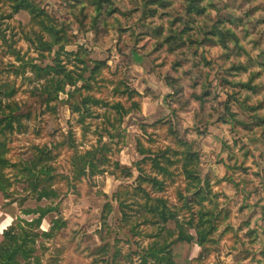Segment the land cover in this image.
I'll return each instance as SVG.
<instances>
[{
    "label": "rangeland",
    "instance_id": "374dc122",
    "mask_svg": "<svg viewBox=\"0 0 264 264\" xmlns=\"http://www.w3.org/2000/svg\"><path fill=\"white\" fill-rule=\"evenodd\" d=\"M29 1L63 26L69 39L66 51H81L90 67L96 61L105 66L92 87L70 99L61 93L48 107L40 89L44 79H37L29 64L24 65L22 76L21 65L30 59L38 65L52 63L59 46L51 53L44 50L46 56H41L31 40L41 29L38 19L23 9L13 13L11 4L0 0V84L3 90L5 84L15 88L11 96L0 92V99L17 101L22 114L13 131L0 133V142L7 146L8 164L3 172L12 183L11 199L17 201L11 211L31 220L38 215L24 214L23 209L52 207L53 212L43 219L42 231H48L57 218L65 222L51 236L38 238L35 255L22 264H105L110 256L105 245L109 252L114 247L120 250L119 264H141L144 250L155 239L149 235L161 226L146 220L152 215L132 201L140 175L137 162L144 157L137 148L141 144L155 152L184 151L187 146L170 132L171 124L198 155L199 176L207 180L202 184V202L209 208L216 206L217 226L205 249L195 242H174L175 261L264 264V0ZM60 57L68 62L66 53ZM118 83L142 95H134L140 107L113 125L118 115L110 104L121 100L129 107L131 103L116 91ZM70 90L68 86L66 91ZM81 94L109 105L90 104L91 113L85 112L82 119L71 108ZM104 129L114 136L110 138ZM100 135L111 148L105 151L109 161L99 166L97 174L76 178L74 158L96 146ZM46 147L54 169L45 183L42 179L48 175L40 177L39 185L55 195L38 200L21 169ZM115 161L130 167L132 175L116 168ZM142 168L165 181L162 191L155 193L178 211L180 220L191 216L195 223L199 221L197 197L191 193L185 194V200L178 196L187 185L181 163L171 164L167 174L158 173L150 163H143ZM116 195L128 205L123 208L126 218ZM108 202L112 212L105 223ZM7 204L1 193V207ZM165 225L176 228L175 220ZM166 238L171 242L176 236Z\"/></svg>",
    "mask_w": 264,
    "mask_h": 264
},
{
    "label": "trees",
    "instance_id": "16d2710c",
    "mask_svg": "<svg viewBox=\"0 0 264 264\" xmlns=\"http://www.w3.org/2000/svg\"><path fill=\"white\" fill-rule=\"evenodd\" d=\"M6 1L11 4L13 13L19 12L23 9L27 10L34 19H38L41 29L39 32L35 33V39L31 40H34L33 42L37 45L36 48L40 50L41 56H46L44 54V50L51 53L56 45L59 46L55 52V57L53 58L52 63L38 65L30 59L29 61L23 60L21 65V67H23L21 73L22 76H24L25 72L24 65L29 64L35 70V77L37 79H44V83L41 85L40 89L43 91V94H46L43 96V98H45L44 100L46 105L49 107L51 106L50 104L52 101L59 100V95L61 93H67L70 99L81 89L92 87V82L96 80L98 73L101 72L105 63L102 61H96L93 66L90 67L81 51H66L65 44L69 43V39L67 38V32L63 33V26H58L57 23L49 17V15L29 0ZM149 1L153 3L156 0ZM45 33L48 35V38H46ZM1 36L6 42L8 41L5 34L3 35L1 33ZM222 36L224 35L222 34ZM63 52L67 54L68 62L61 59L60 56ZM17 57L21 58V55L18 54ZM68 64H72V68L68 67ZM14 72L16 74L19 73L17 66H15ZM87 72H89L88 75H86ZM80 82H84L82 86H79ZM168 84H170L169 86L172 88L176 89V85H174V83L168 82ZM68 86L72 87V90L67 92L66 90ZM3 87L4 85L0 84V92H5L6 95L14 94V86L5 84L6 91L3 90ZM116 91L120 94L126 95L131 103L129 107H126L121 100L110 104L118 115L117 118L113 117V125L123 119L125 115L129 114L132 109L140 107L139 102L134 99V95H137L138 97H141L142 95L138 90L132 89L127 84L123 83H118ZM180 92L179 89L176 90L177 94ZM80 97V101L71 103V108L74 112H80V118L82 119L85 117V112H88V114L91 113L89 112L90 104L99 105L105 103L104 106L109 105L108 102H104L102 99L94 97L90 94H81ZM0 110V115L2 114V117L0 118V125H3V131L0 133H3L6 129L13 131L15 123L17 122L19 124L20 117L22 116V114L18 113L20 110L19 103L17 101H4L3 99H0ZM172 112H175L174 108H172ZM172 128L173 126L171 124L170 132L175 135L180 142L187 146L184 151L166 148L155 152L143 147L141 144H139L137 148L138 152L144 155V157L137 162V165L140 168V175L136 179V186L132 192L134 197L132 201L135 202V206H137L139 210L144 209L152 215V219L146 220H150L152 223H158L161 226L159 232L149 235L155 239L149 243L144 250V254L141 257V264H179L175 261L173 250L171 248L174 242H195L201 248L205 249L206 244L213 238L211 235H213L217 230L215 223L216 206L209 208L207 204L202 202L204 198L203 195L201 196V194H203L202 184L207 180L204 181L199 176L197 167L199 161L198 155L195 151H193L192 144L180 139L178 131L172 130ZM104 131H106L110 138L114 136L113 131L109 129H104ZM102 137L103 136L100 135L96 146L74 158L73 170L76 178L97 174L100 172L99 166L109 161L108 154L105 151H110L111 148L103 142ZM6 151V144L0 142V192L3 197L8 200L9 204H12L17 203L15 199H11V194L9 193L12 183L3 172V167L8 164L7 158L5 157ZM171 154H173L174 158ZM178 156L180 159H177ZM49 160H51L50 150L47 147L45 149L40 148L39 153L36 155L33 154L30 159L25 161L21 169L24 176L28 179L32 189L36 191L38 200L48 199L51 195H55V192L49 191L47 187L41 188L39 185L40 177L43 174L48 175L42 179L44 183L51 178L50 174L54 168L48 163ZM175 162L181 163L183 173L187 179V185L184 189L185 192L180 191L178 196L185 200V194L191 193L196 196L200 202L201 206L197 212L199 221L197 223H195L193 217L191 216L188 219L180 220V214L178 211H174V209L169 208L167 200L161 195L155 193V191H162L165 181L163 182L159 180L156 175L149 174L142 168L143 163H150L152 169L157 170L158 173L167 174L170 172L169 166ZM114 166L119 168L122 172H127L128 176L132 175L130 167H124L118 161L114 162ZM146 183L150 184L154 188H146L144 185ZM191 185L196 189H192L190 187ZM116 197L118 199L123 218H126L127 213L126 211H123V208L128 205L124 202V200L119 199L118 195H116ZM137 197H139V199H137ZM19 206L23 207V203H19ZM184 206H188V208L191 209V205L187 202L184 203ZM53 210L54 209L52 207L23 209L22 212H24V214H37L38 216L31 220L18 216L3 229V239L0 242V264H22V262H28L29 259L35 255L38 238L42 236L49 237L56 229L65 225V222L62 219L57 218L52 221V225L48 231H42L41 226L43 219L46 215L53 212ZM111 212L112 206L111 203L108 202L105 204V214H103L104 221H107ZM170 220H175L176 228L174 230L165 227V224ZM185 226L189 229L193 228L196 233H190L188 229H185ZM173 235L176 236L175 240L167 242L166 237H172ZM103 249L107 252V255H110L105 264H119L121 253L118 248L114 247L112 251L109 252V246L105 245ZM201 259L202 258L200 256L196 258V261Z\"/></svg>",
    "mask_w": 264,
    "mask_h": 264
},
{
    "label": "crops",
    "instance_id": "0c3cea01",
    "mask_svg": "<svg viewBox=\"0 0 264 264\" xmlns=\"http://www.w3.org/2000/svg\"><path fill=\"white\" fill-rule=\"evenodd\" d=\"M0 198H1V193H0ZM14 203L12 204H7L4 206V208L1 207L0 205V228L2 226V229H0V242L3 239V229L11 223L12 220H15L17 218V215H15L12 211L11 208H14Z\"/></svg>",
    "mask_w": 264,
    "mask_h": 264
}]
</instances>
